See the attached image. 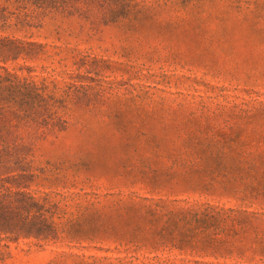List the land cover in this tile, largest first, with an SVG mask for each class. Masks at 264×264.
<instances>
[{
  "label": "rangeland",
  "instance_id": "obj_1",
  "mask_svg": "<svg viewBox=\"0 0 264 264\" xmlns=\"http://www.w3.org/2000/svg\"><path fill=\"white\" fill-rule=\"evenodd\" d=\"M123 2L3 34L68 103L30 157L64 231L0 264H264V0Z\"/></svg>",
  "mask_w": 264,
  "mask_h": 264
},
{
  "label": "trees",
  "instance_id": "obj_2",
  "mask_svg": "<svg viewBox=\"0 0 264 264\" xmlns=\"http://www.w3.org/2000/svg\"><path fill=\"white\" fill-rule=\"evenodd\" d=\"M123 1L0 0V235L8 240L51 241L64 231L63 199L36 196L30 189L39 179L30 157L35 141L66 128L60 112L68 98L66 92L57 96V88H50L45 79L34 81L30 75L34 68L28 65L52 60L60 53L50 55L47 44L31 37L3 34L10 27H31L30 20L35 18L88 19L95 8L104 12L119 5V14L125 15ZM109 13L115 15L112 9ZM7 64L14 66L10 69Z\"/></svg>",
  "mask_w": 264,
  "mask_h": 264
}]
</instances>
